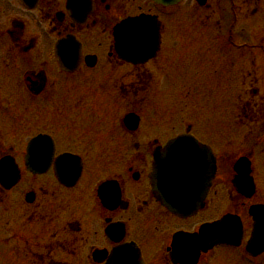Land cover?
<instances>
[{"label":"flooded vegetation","instance_id":"obj_1","mask_svg":"<svg viewBox=\"0 0 264 264\" xmlns=\"http://www.w3.org/2000/svg\"><path fill=\"white\" fill-rule=\"evenodd\" d=\"M216 4L232 15L227 32L175 25L176 6L149 0H0L6 264H212L225 252L264 264V25L243 33L264 0ZM141 14L158 22L151 53L132 63L115 29ZM182 134L209 145L215 164L202 205L185 215L151 182L154 157ZM224 215L235 222L227 242L206 248L200 227Z\"/></svg>","mask_w":264,"mask_h":264},{"label":"water","instance_id":"obj_2","mask_svg":"<svg viewBox=\"0 0 264 264\" xmlns=\"http://www.w3.org/2000/svg\"><path fill=\"white\" fill-rule=\"evenodd\" d=\"M157 3H161V4H173L178 2V0H154ZM148 23L149 22V18L147 17H137L134 19H129L126 21V23H131V24H135V23ZM124 26V25H123ZM132 27L133 28V32L140 30L139 34H133L131 31L126 32L123 34H129V40H130V44H131V48L135 47L134 43L136 42L138 47H141L143 49H146V47H150L151 43H152V31L151 28L149 27V25H126L124 28L126 27ZM139 39V40H138ZM129 44V45H130ZM127 44H125L124 46H129ZM128 48V47H127ZM131 48L125 50L124 52V56L127 59L133 60L134 57H136V54L134 51H131ZM129 121V119H128ZM133 121L134 119H131L129 122ZM197 151L195 149L194 144L189 141L188 139L186 140V138H182V139H177V140H173L171 141L166 147L165 150L163 152L162 158L160 157L155 164V169L157 171L158 174V178L160 179V182L163 185H166L164 187H168V184L170 182H173L172 176L174 174H180L182 176H184L185 178H188L189 181H187L189 184L194 183L197 179H199V175L201 173L206 171L207 174H209V156H207V158H198L199 154L197 156ZM205 161V163H203ZM200 162V163H198ZM1 163V162H0ZM207 165L206 168H203L201 171V168L199 167L200 165ZM194 191H198L197 187H194ZM188 195L184 194L183 198H181L180 201H178L175 205V208L178 209H189V207L191 208L192 205L187 204L186 200H187ZM193 197V196H192ZM166 201L168 202V204L172 207L174 206V202L173 201H169L168 199H166ZM183 202V203H181ZM181 203V204H180ZM192 209V208H191ZM190 209V210H191ZM189 210V211H190ZM226 219H223L222 221H224ZM212 231V230H211ZM209 239V238H208ZM218 239L221 241H223L225 238L222 237H218Z\"/></svg>","mask_w":264,"mask_h":264},{"label":"rangeland","instance_id":"obj_3","mask_svg":"<svg viewBox=\"0 0 264 264\" xmlns=\"http://www.w3.org/2000/svg\"><path fill=\"white\" fill-rule=\"evenodd\" d=\"M227 1V0H225ZM226 3V2H225ZM184 5L189 6V11L186 14V12L178 13L174 19L173 22L175 25H221L223 27V32L229 31L227 29V26L230 25L231 22V16L227 11L226 5L222 8L216 7V0H207L208 6L200 7L196 4L195 0H186ZM228 5V4H227ZM226 8V9H225ZM264 15V13H262ZM262 14H259L257 17L253 19L252 16L250 18H246L243 20V27L245 29L244 35L246 37L248 30H251V26L254 28L255 33L261 32V26L264 25V20L262 19ZM251 22V23H250ZM197 27V26H196ZM212 32L214 33L212 29H208L207 32L204 34V38L210 39L213 36ZM203 33V32H202ZM192 37V36H191ZM202 37V36H200ZM229 102V93L223 94V107H228ZM228 110L223 111L224 118L229 117ZM149 128H145V132H149ZM94 159V158H93ZM108 171V169H107ZM106 171V172H107ZM96 172V173H95ZM94 173L96 175H100L101 171L95 170ZM2 253H0V264H6L8 261V249L5 248L0 249ZM246 264L245 261H242L241 259L238 260L234 255H232L229 252L221 253L216 259L213 260L212 264Z\"/></svg>","mask_w":264,"mask_h":264}]
</instances>
